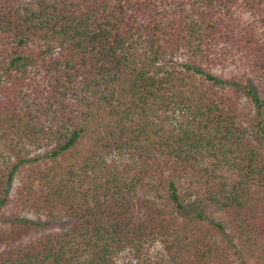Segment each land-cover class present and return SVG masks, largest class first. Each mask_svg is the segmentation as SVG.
<instances>
[{"label": "trees", "instance_id": "1", "mask_svg": "<svg viewBox=\"0 0 264 264\" xmlns=\"http://www.w3.org/2000/svg\"><path fill=\"white\" fill-rule=\"evenodd\" d=\"M2 223L0 264H264V0H0Z\"/></svg>", "mask_w": 264, "mask_h": 264}, {"label": "rangeland", "instance_id": "2", "mask_svg": "<svg viewBox=\"0 0 264 264\" xmlns=\"http://www.w3.org/2000/svg\"><path fill=\"white\" fill-rule=\"evenodd\" d=\"M216 216V215H215ZM221 219H223V221H225V222H227L226 221V218H224V217H221ZM228 225V224H227ZM10 225H8V224H6V223H2V224H0V240H1V238H3V237H5V236H7V234H10L11 232H12V229L10 228ZM12 233H15V231H13ZM19 230H17L16 231V233H15V236H18L19 234ZM2 243L0 242V245H1Z\"/></svg>", "mask_w": 264, "mask_h": 264}]
</instances>
